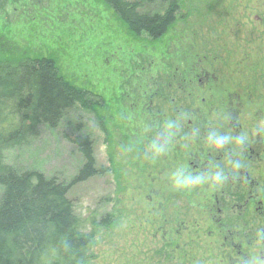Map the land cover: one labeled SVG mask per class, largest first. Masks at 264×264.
I'll return each instance as SVG.
<instances>
[{"label":"flooded vegetation","instance_id":"af4514ba","mask_svg":"<svg viewBox=\"0 0 264 264\" xmlns=\"http://www.w3.org/2000/svg\"><path fill=\"white\" fill-rule=\"evenodd\" d=\"M176 1L183 12L187 5ZM221 3V11L208 6L206 13L192 16L193 24L209 22L213 39H203L186 24L177 32L178 24L192 14L187 6V12L176 14L175 31L165 35L162 48L149 51V46L137 45V51L118 58L116 74L104 61L106 77L93 85H101L100 91H90L104 102L97 107L114 118L121 138L116 147L124 158L117 187L125 193L129 177L134 179L132 207L140 201L148 207V227L160 236L165 264L212 259L216 264H264V134L259 132L264 127V0ZM90 64L94 69L91 56ZM168 121H178L179 129L166 152L153 158L149 144ZM212 129L248 136L242 148L233 144L226 150L243 159L239 170H230L224 152L209 146ZM180 166L189 172L220 166L228 178L218 186L178 191L170 175Z\"/></svg>","mask_w":264,"mask_h":264},{"label":"rangeland","instance_id":"374dc122","mask_svg":"<svg viewBox=\"0 0 264 264\" xmlns=\"http://www.w3.org/2000/svg\"><path fill=\"white\" fill-rule=\"evenodd\" d=\"M124 1L134 6L139 14L161 16L165 14L173 0ZM177 1L181 5L182 2L185 3L191 10L189 12H192L185 21L178 24L177 32L186 24L193 32L202 34L203 39L208 41L213 39V33L208 32L209 28L213 29L211 26L208 27L209 22L203 20L193 24L192 16L196 13H206L208 6L211 9L213 6V11L223 10L222 0ZM212 1L215 2L211 3ZM1 3L0 26L4 22L7 23L5 26L8 29L5 28V31L9 36H11L8 32L9 27L12 25L14 36L19 39L18 36L21 34L24 39L29 38L30 43L36 44L37 51H43L45 48L50 52L55 50L60 52L62 49L59 62L61 71L77 86L92 92L100 91L101 85L99 87L93 85L100 83L103 76L106 77L102 63L107 61L108 69L112 70L113 74L114 72L116 74V70L119 72V68L116 67L118 58L125 59L132 50L137 51L138 46L134 45L133 41L141 42L142 45L149 46V51H153L154 46H150V42L153 41L149 36L142 34L138 40H133L128 35L124 22L111 8L98 0H18L17 3L4 0ZM179 7L176 8V14L187 12L184 9L180 12ZM174 24L175 22L165 35L175 31ZM228 30V33H231V25ZM228 33L227 37L231 38V34ZM66 45L68 47H65ZM90 56L96 69L90 68L93 67L90 64ZM150 59L157 61V57ZM108 80L112 82V79ZM128 86L132 87L130 84ZM110 95L108 88L105 95L108 103ZM104 115L106 114L99 109L95 111L78 102L65 112L56 128L42 125L38 128V134L29 138L26 143L4 150L3 162L17 171L36 170L46 178L56 177L68 185L84 163L82 155L71 140L77 136L87 138L92 143L95 168L100 173L74 185L68 192L74 214L83 222V231L93 235L87 264L165 263V251L160 236H153L148 227L150 219L148 207L141 201L138 204L134 202L135 206L132 207L130 190L136 186L134 179L129 177L126 182L129 191L125 193L117 187V181L120 179L117 170L123 164V160L120 159L124 158L116 147L121 138L117 131L115 132L114 118H108L106 115V119ZM109 139L113 141L112 144H108ZM129 173L131 174L130 171ZM1 194L0 187V197ZM127 205L128 207H125ZM123 206L127 210L130 208L125 211L122 210ZM106 221L111 222L110 226L105 225ZM216 263H219L217 259L205 262Z\"/></svg>","mask_w":264,"mask_h":264},{"label":"trees","instance_id":"16d2710c","mask_svg":"<svg viewBox=\"0 0 264 264\" xmlns=\"http://www.w3.org/2000/svg\"><path fill=\"white\" fill-rule=\"evenodd\" d=\"M98 1L124 22L133 40L146 34L155 48H162L165 33L176 20L174 10L179 7L170 2L171 9L164 15L150 16L139 14L124 0ZM6 24L0 26V264H87L93 235L83 231L68 192L98 173L92 143L78 136L71 140L84 163L68 185L36 170L17 171L3 162L2 152L35 137L42 125L56 128L76 103L96 111L101 100L61 71L62 49L37 51L29 38L14 36L12 25L9 36Z\"/></svg>","mask_w":264,"mask_h":264},{"label":"clouds","instance_id":"9594fccd","mask_svg":"<svg viewBox=\"0 0 264 264\" xmlns=\"http://www.w3.org/2000/svg\"><path fill=\"white\" fill-rule=\"evenodd\" d=\"M178 129V121H168L165 123L149 144L148 151L153 158L166 152L169 141ZM149 130V126H145V131ZM259 132L264 134V127L259 128ZM207 142L210 147L218 152H224L226 164L230 170H239L243 166L244 161L239 154H229L226 150L233 144L242 148L248 142V136L245 133L233 135L228 132L220 133L212 129L207 135ZM227 178L224 168L220 166H216L208 171L199 172H189L185 167L180 166L172 171L170 182L174 189L178 191L192 192L205 184L218 186L226 181Z\"/></svg>","mask_w":264,"mask_h":264}]
</instances>
